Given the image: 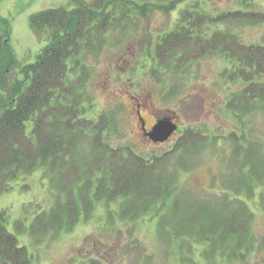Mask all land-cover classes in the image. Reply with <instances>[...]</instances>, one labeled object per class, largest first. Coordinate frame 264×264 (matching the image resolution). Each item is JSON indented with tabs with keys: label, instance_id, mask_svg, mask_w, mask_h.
<instances>
[{
	"label": "trees",
	"instance_id": "1",
	"mask_svg": "<svg viewBox=\"0 0 264 264\" xmlns=\"http://www.w3.org/2000/svg\"><path fill=\"white\" fill-rule=\"evenodd\" d=\"M181 1L156 8L173 10ZM253 1L240 4L250 7ZM153 2L70 0L69 8L34 12L29 26L37 34L47 32L48 41L28 63L17 61L9 41V20L0 15V193L19 175L43 168L56 199L33 221L36 234L69 229L102 202L108 219L150 214L160 238L190 239L186 246L191 254L202 244L199 255L204 259H243L255 241L250 229L253 213L245 201L228 193L203 199L182 184V174L196 166L209 142L207 134L188 127L169 151L147 158L108 140L117 126L114 111L85 116V103L88 108L91 103L84 56L100 51L108 29H121L128 20L133 23L137 12L145 16ZM189 2L156 41L151 73L160 80L191 60L223 55L227 61L223 78L245 83L226 103L233 117L243 122L248 113L264 107V83L255 81L264 74V44L243 43L220 25L257 24L264 20V12L234 8L212 13L204 6L207 0ZM206 27L212 30L205 33ZM232 136L236 142L230 161L238 174L227 181L236 184L234 192L245 188L253 195L255 183L264 175L263 152L256 141L244 147V134L232 131ZM5 222L6 213L0 210V264H32Z\"/></svg>",
	"mask_w": 264,
	"mask_h": 264
},
{
	"label": "rangeland",
	"instance_id": "2",
	"mask_svg": "<svg viewBox=\"0 0 264 264\" xmlns=\"http://www.w3.org/2000/svg\"><path fill=\"white\" fill-rule=\"evenodd\" d=\"M150 1L154 2L145 16L137 12L138 18L133 17V23L128 20L121 29L111 27L105 33L100 51L84 56L89 69L86 91L91 103L89 108L85 103V116L96 118L102 111H114L117 126L108 140L114 146H129L147 158L169 151L182 130L200 128L210 140L199 153L196 166L182 174V184L203 199L209 194L228 193L237 194L245 201L253 213L250 226L255 238L253 247L243 259H204L199 255L202 244L191 254L186 246L190 239L171 242L160 238L156 219L150 214L133 220H120L116 215L108 219L102 202L96 203L87 217L81 215L69 229L36 234L33 221L51 209L56 199L43 168H38L19 175L10 182L8 190L0 193V210L6 213L5 227L26 248L32 264H82L89 257L104 264H264V175L255 183L253 195L244 192L245 188L234 192L236 184L227 181L230 175L233 181L238 174L230 161L236 142L233 136L229 137L232 131L244 134L241 141L244 147L249 142H258L264 155V107L248 113L243 122L233 117L226 107L227 100L245 83L238 78L232 81L223 78L221 73L227 61L221 54L191 60L160 80L153 76L156 41L173 27L180 10L190 0H183L167 11L156 6L165 7L170 0ZM204 6L212 13L234 8L264 12V0H254L250 7L240 4V0H207ZM49 7L69 8L71 3L70 0H0V15L9 20V41L19 63L32 62L47 43L48 33H35L28 17ZM220 28L236 33L243 43L264 44V20L245 26L221 24ZM211 30L203 29L205 33ZM255 81L264 83V74ZM137 104L146 128L154 117L166 116L175 117L178 129L164 142L144 138ZM27 126L30 128V122Z\"/></svg>",
	"mask_w": 264,
	"mask_h": 264
},
{
	"label": "water",
	"instance_id": "3",
	"mask_svg": "<svg viewBox=\"0 0 264 264\" xmlns=\"http://www.w3.org/2000/svg\"><path fill=\"white\" fill-rule=\"evenodd\" d=\"M176 129L177 125L172 121V117L162 116L156 119L146 135L153 142H164L169 139Z\"/></svg>",
	"mask_w": 264,
	"mask_h": 264
},
{
	"label": "flooded vegetation",
	"instance_id": "4",
	"mask_svg": "<svg viewBox=\"0 0 264 264\" xmlns=\"http://www.w3.org/2000/svg\"><path fill=\"white\" fill-rule=\"evenodd\" d=\"M136 113H137V115H138V119H139V121H140V126H139V128H140V130H141V134H142V136H143L144 138L150 140L149 137H148L146 134H147V132L151 129L152 125L155 123L157 117H154L153 123L150 125L149 128H146V127H145V121H144V118H143V117L141 116V114H140V113H141V109H140V107H139V104H137ZM158 118H159V117H158ZM172 121H173L174 123H176V125H177V129H178V124H177V122H176L175 117H172ZM150 141H151V140H150ZM92 261H96V262H99V263H101V264H104V263L100 262L98 259L93 258V257H89V258H87V259H84L83 262H82V264H91Z\"/></svg>",
	"mask_w": 264,
	"mask_h": 264
}]
</instances>
